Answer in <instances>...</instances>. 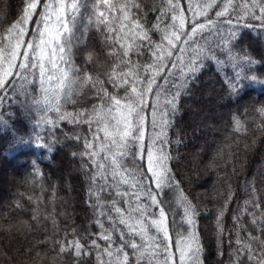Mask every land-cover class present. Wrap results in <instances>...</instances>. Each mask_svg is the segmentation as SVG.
I'll list each match as a JSON object with an SVG mask.
<instances>
[{"label":"snow or ice","instance_id":"1","mask_svg":"<svg viewBox=\"0 0 264 264\" xmlns=\"http://www.w3.org/2000/svg\"><path fill=\"white\" fill-rule=\"evenodd\" d=\"M88 2L92 9L89 22L94 16L97 27L106 25L109 32L113 31V25L108 23L109 13L115 10L122 13L121 27L115 38V42L120 44L121 51L117 52L114 44H105L106 55L114 56L115 61H118V63L114 61L115 67L108 73L107 83L112 84L117 90L124 88L122 95L116 92L110 95L108 89L103 87V81L94 79L86 72L82 79L80 67L72 61V48L81 42V38H77L73 32L75 15L66 14L69 9L73 13L79 10L82 0H57L55 6L52 0H49L42 5L44 13L41 15L40 23L44 24L45 31L37 28L39 44L27 45L33 49L34 54L39 49L38 59L35 55L30 58L29 53L25 52L23 60L26 63L18 65L20 80L24 82L27 81V75H34L32 69L38 68L39 86L45 93V99L53 90L51 82L54 77L59 85L55 91L65 100H70L89 81L93 88L100 85L97 91L101 93L99 99L104 107L98 110L96 105H93L89 112V116L93 117L103 113L104 119L97 122L93 138L102 130L104 133L102 150L108 153L104 157L106 163H100L97 171L92 174V185L89 187V195L95 197L94 202H90L93 215L96 217L93 222L99 226L100 232L92 234L96 235L97 239L81 242L83 237L78 238L73 229L71 239H67L66 243L63 240L59 242V252H71L75 258L74 264H81V261L94 250L99 251L96 257L97 264H112L111 259L104 261L102 257L105 254L112 257L114 252L121 254L117 257V264H129L130 257L131 264H141V261H147L148 264H153V261L155 264H204L205 247L198 232L200 208L189 199L181 187V181L169 166L168 162L173 157L169 154L171 142L168 139V130L174 126L175 117L180 112L181 97L192 94L199 75L210 64H231L233 71L224 82L229 99L238 97L245 87L264 86L262 70L264 53L259 51V46L264 44V37L259 39L258 44L252 39L244 42L241 36V28H248L253 20L259 22V31L264 33V0H249L250 7L245 6L243 15L233 6V0H221L222 7L215 11V19L204 20L197 18L206 17L208 11L216 6V0H188L186 7H182L180 0H166V3H162L156 9V18L151 23L147 19L148 8L145 0H129L119 6L112 4L110 0ZM36 8L37 3L29 0L22 10L20 20L12 24L7 31L10 33L16 30L19 24L27 22L31 15L30 9ZM50 9L55 12V24L58 25L54 30L48 27ZM131 9L137 10L134 18ZM229 9H232L231 16L220 19L226 17ZM188 13H191V16H188ZM123 21L128 23L125 25ZM252 30H255V26H252ZM119 32H123L124 35H119ZM154 33H160V38L154 39ZM20 35L23 36V33ZM101 35L104 33L101 32ZM112 39V36L105 37L106 41ZM133 56L136 58L147 56L149 59L138 63ZM87 60L93 61L92 52L88 53ZM61 64L64 67H61ZM8 75V71L0 75V108L9 97L18 92V87L23 89L22 83L18 86L15 82L9 81ZM46 84L48 87H45ZM15 98L18 100L19 96ZM29 103L38 105L40 101L33 96L28 103L21 102L19 108L22 111L13 115H23L24 119L29 121L32 118ZM259 111L264 114V106ZM146 114L150 115L151 128H159L158 132L149 133L147 146L143 142ZM78 115L83 117V113ZM11 119L12 117L0 111V129L9 127ZM59 119L76 122L72 113H63ZM234 119L239 129L241 122L238 118ZM111 120H115V124H112ZM48 123L55 127L54 122ZM101 123L104 124L102 129ZM89 126L91 128V121ZM75 138L79 139V136ZM16 139L21 141L26 139L49 150L54 148L57 142L54 134L37 133L33 136L29 129L17 133L13 137V140ZM175 142L177 145L184 143L179 134ZM85 147L92 148V144L86 140ZM133 148L137 150L132 151ZM85 154L97 155L95 151L80 153L81 156ZM138 160L143 163H138ZM36 169L39 170V167ZM97 178L102 183L97 184ZM122 185L127 187L122 188ZM246 190L249 193V198L244 201L246 207L240 214L234 216V220L239 222L240 215L250 207L253 210L248 211V215L251 217L252 225L258 231L264 230V211H255L261 207L256 199L257 189L249 182ZM100 193H107L112 198L106 201ZM125 197L127 199L124 202L128 209L119 206L120 200ZM142 197L146 199L141 200ZM111 212L116 214L115 218ZM223 216L224 210L221 209L215 220L219 229L218 235L224 233L220 219ZM100 217H106L111 222V229H105L104 221ZM117 220L119 224L127 227V233L118 228ZM148 227L155 228L156 231L150 233L147 231ZM113 232L120 233L119 244L113 239ZM134 235H139L140 240H135ZM172 235H175L176 239L171 246L175 247L178 256L176 252L170 250L169 242ZM98 239L107 242L103 249ZM235 243L240 247L230 256L229 264H242V259L244 264H264V239L260 235L248 232L247 237L242 239L237 232ZM114 244H117L115 250L112 247ZM128 248L132 249L131 253L126 251ZM241 253L244 254L243 258ZM217 254L223 255V252Z\"/></svg>","mask_w":264,"mask_h":264},{"label":"trees","instance_id":"2","mask_svg":"<svg viewBox=\"0 0 264 264\" xmlns=\"http://www.w3.org/2000/svg\"><path fill=\"white\" fill-rule=\"evenodd\" d=\"M110 2L119 6L129 0ZM180 2L182 7H186L188 0ZM162 3H166V0H145L149 23L155 20L156 9ZM41 5L39 0L30 22L24 27V41L32 36L35 26L38 25L42 15ZM233 6L243 15L245 6L250 7V4L249 0H233ZM24 7L25 0H0V53H8L21 36L23 23L10 33L7 30L20 20ZM220 7L221 0H216V6L208 11L207 16L197 19H215L214 13ZM136 11L131 9L133 18ZM231 14L232 9H229L226 17L220 19H227ZM187 15L191 16V13ZM114 17L116 19H113ZM121 21L122 13L115 10L109 13L108 23L113 25L112 32L108 31L106 25L97 27L96 22L93 23L84 42L72 51L71 57L75 65L80 67L82 77L86 72L94 79L103 81V87L108 89L110 95L114 92L122 95L124 92V88L117 90L107 83V75L118 61H115L114 56L106 55L105 47L106 43L114 44L117 52L121 51L120 44L115 42ZM165 22H168L167 18ZM127 23L123 21V24ZM252 26H255V30H252ZM259 28V22L255 20L248 28H241L242 40L247 42L252 39L259 44V39L264 37ZM101 32L104 35H101ZM119 35L124 33L119 32ZM160 35L154 33L153 38L159 39ZM106 36H112L113 39L106 41ZM259 51L264 53V44L259 46ZM89 52L93 53L91 62L87 60ZM133 59H137L139 63L149 57L133 56ZM21 62L26 63L21 61L20 55L7 79L18 86L22 83L23 89L18 87V92L9 97L0 108L6 116L12 117L9 127L0 129V264H74L75 258L71 252H59V242L63 240L66 243L67 239H71L73 229L78 238L83 237L81 242L97 239V236L92 234L100 232L99 226L93 222L96 217L90 207V202H94L95 197L89 195L91 176L97 171L100 163H106L104 157L108 155L102 150L103 131H99L97 137L93 138L97 122L104 119L103 113L95 117L89 116L93 105H96L98 110L104 107L99 99L101 93L97 91L100 85L93 88L89 81L70 101H57L54 105H48L42 99L38 69H32L34 75H27L26 82L21 81L18 71ZM1 68L3 69V66L0 63V75L3 74ZM232 71L230 63L210 64L199 75L192 94L181 97L180 112L175 117L174 126L168 130V139L171 142L169 154L173 157L168 162L169 166L181 181V187L189 199L200 208L198 232L205 247L204 264H229L230 256L240 247L235 243L237 232L242 239L247 237L248 232L264 239V230L258 231L251 223L248 211H252V208L243 211L239 222L234 220V216L246 207L244 201L249 198L246 190L249 182L257 189L256 199L261 205L255 211H264V114L259 111L264 106V86L245 87L238 97L229 99L224 82ZM17 95L18 100L15 98ZM33 96L40 103H29L32 118L26 121L23 115L14 116L13 113L22 111L19 108L20 103H28ZM63 113H72L76 122L59 119ZM78 113H83V117ZM234 118L241 122L239 129ZM49 121L54 122L55 127H52ZM111 123L115 124V120H111ZM103 127L104 124L101 123L100 128ZM27 129L33 136L37 133L54 134L57 141L55 147L49 150L26 139L13 140L17 133H23ZM152 131L158 132L159 128H151L150 115L146 114L143 141L145 146L149 143V133ZM177 134L184 141L183 144H176ZM76 136H79V139H76ZM86 140L92 144V148L85 147ZM93 151L97 155H80ZM72 153L77 155L73 156ZM128 162H131V157ZM137 162L143 163L140 160ZM109 180L111 181L110 176ZM96 183L102 181L97 178ZM121 187L126 188L127 185ZM100 196L106 201L112 198L107 193H100ZM125 199L127 197L120 200L119 206L122 209H128ZM144 199L146 198H141ZM221 209L224 210V216L220 218L224 233L218 235L219 229L215 220ZM110 214L116 217L114 212ZM100 219L104 221L105 229H111V222L106 217ZM148 223L150 224V218ZM117 225L121 231L127 233V227L119 224L118 220ZM169 229L171 232L170 220ZM147 231L154 233L156 229L148 227ZM112 237L119 244L120 233L113 232ZM133 238L140 240L139 235H134ZM175 239V235H172L169 242L173 252H176V249L171 245H174ZM98 243L103 249L107 242L98 239ZM117 244L112 245L114 250ZM126 251L131 253L132 249L128 248ZM220 251L223 255L217 254ZM98 255L99 251L94 250L81 264H97ZM119 255L121 254L115 252L112 257L105 254L102 260L111 259L112 264H117ZM176 255L179 253L176 252ZM243 255L241 253L242 258ZM131 259L130 257L129 264ZM141 264L148 262L141 261Z\"/></svg>","mask_w":264,"mask_h":264},{"label":"rangeland","instance_id":"3","mask_svg":"<svg viewBox=\"0 0 264 264\" xmlns=\"http://www.w3.org/2000/svg\"><path fill=\"white\" fill-rule=\"evenodd\" d=\"M38 1L39 0H32V2H35V3H37ZM28 2H29V0H25V5H27ZM48 2H49V0H41L42 5L46 4ZM56 3H57V0H52L53 6H55ZM42 5H41V7H42ZM33 11L34 10L30 9L31 15L29 16L27 22L23 23L24 26L21 28L23 36H20L14 42V47L12 49H10V51H8V53H4V54H3V52L0 53V63L3 66V69L1 68L2 72L8 71L10 73L11 70L13 69L14 64L16 63L17 59L20 58V55H21V61L23 60V55L25 52H28L30 57H33V55H35V57L38 59L39 49H37L36 53L34 54L33 49L28 48L27 45L28 44L35 45V44H39V42H40V38H39V35L37 33V28H39L40 31H45L44 24L40 23L41 16H40L38 25L35 26V30L31 36L32 38L29 37L27 39V41H24V37H25V33H26V28H24V27L28 24V22H30V18L32 17ZM43 13H44V8L42 7V14ZM66 15L67 16L75 15L73 32L77 38H81V42L79 44H76L72 48V51H73L74 49H76L78 46H80L84 42L86 35L90 29V26L93 25V23H95V17L93 16L92 21L89 22V16L92 15V9H91V6H90L88 0H82L80 9L77 10L75 13H73L72 10L69 9ZM57 26L58 25L55 24V12H53L50 9L49 13H48V27L50 29L54 30V28ZM18 42H19V47H17ZM45 51L47 53L48 50L46 49ZM13 55L15 57L14 59H13ZM46 60H47V55L45 56V62H46ZM57 60L59 62V58H57ZM61 67H64V65L61 64ZM38 74H39V70H38ZM81 78L83 79L82 76H81ZM45 87H48V85L46 84ZM51 87L53 90L47 94V99H45V93L42 92V99H43V102H45L46 104L54 105V104L58 103L57 101L68 102L72 99L71 98L70 100H65L64 98H62L60 93L55 91V89H57L59 87V85L56 82L55 77L53 78V81L51 82ZM78 93L74 94L73 96L77 95Z\"/></svg>","mask_w":264,"mask_h":264}]
</instances>
